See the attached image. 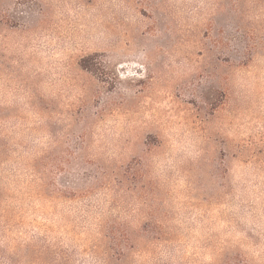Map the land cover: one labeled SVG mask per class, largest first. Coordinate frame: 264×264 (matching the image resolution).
I'll list each match as a JSON object with an SVG mask.
<instances>
[{"label":"rangeland","instance_id":"obj_1","mask_svg":"<svg viewBox=\"0 0 264 264\" xmlns=\"http://www.w3.org/2000/svg\"><path fill=\"white\" fill-rule=\"evenodd\" d=\"M0 264H264V0H0Z\"/></svg>","mask_w":264,"mask_h":264}]
</instances>
